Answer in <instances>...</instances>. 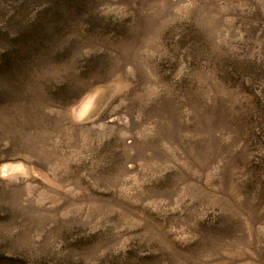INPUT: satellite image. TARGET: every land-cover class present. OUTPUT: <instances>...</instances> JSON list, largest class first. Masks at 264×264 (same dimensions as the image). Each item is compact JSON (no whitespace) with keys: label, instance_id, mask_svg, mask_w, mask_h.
I'll return each mask as SVG.
<instances>
[{"label":"rangeland","instance_id":"obj_1","mask_svg":"<svg viewBox=\"0 0 264 264\" xmlns=\"http://www.w3.org/2000/svg\"><path fill=\"white\" fill-rule=\"evenodd\" d=\"M0 264H264V0H0Z\"/></svg>","mask_w":264,"mask_h":264}]
</instances>
